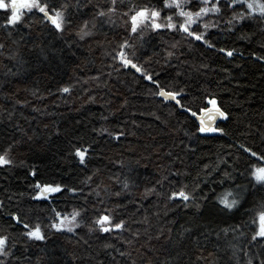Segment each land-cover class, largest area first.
I'll use <instances>...</instances> for the list:
<instances>
[{
    "label": "trees",
    "instance_id": "1",
    "mask_svg": "<svg viewBox=\"0 0 264 264\" xmlns=\"http://www.w3.org/2000/svg\"><path fill=\"white\" fill-rule=\"evenodd\" d=\"M132 2L117 0L106 22L95 13L111 0H68L72 25L63 35L39 14L0 28V151L14 145L13 163L0 167V235L9 237L11 250L0 256L3 264H247L250 258L260 264L264 241L250 243V221L264 189L249 185V156L241 145L264 152V18L229 24L240 6L209 15L205 22L218 27L206 34L214 45L208 48L178 32L146 29L143 39L130 36L121 13ZM145 2L155 0H135ZM84 21L91 35L81 40ZM125 39L161 87L183 89L184 108L154 95L159 89L141 73L113 61L112 49ZM205 97L227 113L215 126L223 132L200 133L186 110L199 114ZM116 132L123 135L114 138ZM81 146H90L84 164L74 154ZM37 182L78 191L34 200ZM181 185L193 196L187 208L167 199ZM237 185L246 189L240 204L222 210L216 195ZM53 207L87 211L72 233L46 230L43 241L24 235L23 223L48 224ZM105 210L124 220V229L89 232L93 217ZM13 212L22 223L11 219Z\"/></svg>",
    "mask_w": 264,
    "mask_h": 264
},
{
    "label": "snow or ice",
    "instance_id": "2",
    "mask_svg": "<svg viewBox=\"0 0 264 264\" xmlns=\"http://www.w3.org/2000/svg\"><path fill=\"white\" fill-rule=\"evenodd\" d=\"M117 0H111V7L105 10H100L95 13V17L104 18L108 17V21L111 22L112 16L116 13ZM197 0H155L154 3L145 2L143 4L135 3L133 0L131 7H128L121 13L122 27L131 36L133 34H139L141 39L145 35V30L156 33L164 30L170 33H180L184 39H190L196 42H202L208 48L214 47V45L206 38V34L210 35L208 30L210 28L218 27L215 22H205L209 15H219L224 8L232 10L234 6H240L242 10L239 13H233L232 19L228 21L232 24L233 21L240 23L243 20L253 18L255 15H259L264 18V0H199V6H196ZM72 7L68 3V0H63L59 5L55 4L54 0H0V10H2L6 18L0 21V28H15L21 24H25L29 16L39 14L42 19L41 23L50 26L57 34L63 35V33L71 27L72 20L68 16V10ZM79 7V4L76 5ZM246 9V10H244ZM169 13L164 15V13ZM27 27H31V23H27ZM197 26L199 29L197 30ZM94 27V26H93ZM77 35L81 40L86 36L91 35V29L88 27V21H84L79 29ZM173 48L176 44L172 45ZM135 45L130 40L125 39L112 49L113 61H118L124 68L135 69L137 73H141L145 80L150 81L155 85L159 91L154 95L160 96L165 101H175V104L181 108H184V104L181 102L180 92L173 90H166L161 87L159 82L153 79L151 74H147L145 69L136 62ZM220 52H226V55L232 56V50H225L221 48ZM168 55H172L171 52ZM62 92H68V87L60 89ZM91 99V98H90ZM207 106L199 109L200 116L199 128L200 133L211 132H223L222 128L212 127L211 124L217 117L226 118L227 113L222 111L217 105L216 99L205 97ZM19 102V101H18ZM191 112L193 116H197L196 112H193L191 108L186 109ZM107 131V129H103ZM113 137H119L123 133L116 132L112 134ZM15 143V142H14ZM13 144L8 145L3 151H0V167L9 166L13 163L11 159V151ZM244 152L248 154L249 159L245 162V173L247 174L249 185L253 190L256 188L264 189V152L254 151L251 148H244ZM90 151V146L74 147V154L79 158L80 163H85V158ZM207 167V166H205ZM35 175V172L32 173ZM227 175V174H225ZM90 179V178H89ZM163 179H167L164 177ZM159 184L160 181H157ZM197 187H199L197 185ZM36 191L34 200H51L54 195L60 194L62 191L75 193L77 188H67L58 183H44L37 182L34 186ZM124 188H128L127 181L124 182ZM154 191V188L146 189L145 195ZM240 186L235 188H228L222 193L216 195V203L222 210L232 211L240 204L243 192ZM99 196V193L96 194ZM119 196L120 193H114ZM159 195V193H157ZM167 199L172 202L179 200L183 203L185 208L189 207V202L193 199L192 194L187 190L186 185H181L178 190L171 191ZM95 207V206H94ZM119 207V206H117ZM199 209L200 205H195ZM51 215L48 217L49 223L43 224L40 221L35 223H23V228L26 230L24 235L32 240L43 241L46 239V230H55L57 233L68 232L72 233L74 229H77L82 221V215L87 211L84 208H73L71 212L57 211L55 207L51 210ZM252 219L250 221V227L252 229L251 241L252 244H258L264 241V199L257 202L251 209ZM11 219L17 223H22L21 217L15 212L11 213ZM125 221L117 220L112 215V210H105V212H99L93 217L92 222L88 228L89 232L98 231L99 233H111L113 230L124 229ZM241 225H237V228ZM225 232L228 229H224ZM136 235V233H133ZM9 237L7 235H0V256L8 257L10 249L8 248ZM104 247H110L105 244ZM124 255V253H120ZM244 255L247 256L248 252L245 251ZM3 264V261H0ZM247 264H253V260L250 258ZM260 264H264V251L260 253Z\"/></svg>",
    "mask_w": 264,
    "mask_h": 264
},
{
    "label": "water",
    "instance_id": "3",
    "mask_svg": "<svg viewBox=\"0 0 264 264\" xmlns=\"http://www.w3.org/2000/svg\"><path fill=\"white\" fill-rule=\"evenodd\" d=\"M161 98H162V97H161ZM199 116H200V113L197 114V116H194V118H195L198 122H199V119H198ZM220 119H221V117H217L216 120H215L214 122H212L211 126H212V127H215L216 124H217V122H218Z\"/></svg>",
    "mask_w": 264,
    "mask_h": 264
},
{
    "label": "rangeland",
    "instance_id": "4",
    "mask_svg": "<svg viewBox=\"0 0 264 264\" xmlns=\"http://www.w3.org/2000/svg\"><path fill=\"white\" fill-rule=\"evenodd\" d=\"M197 1H199V0H197ZM213 2H214V0H213ZM211 133H214V132H211ZM209 134V133H208Z\"/></svg>",
    "mask_w": 264,
    "mask_h": 264
}]
</instances>
